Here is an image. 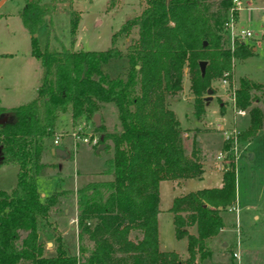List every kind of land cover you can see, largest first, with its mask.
<instances>
[{"label":"trees","instance_id":"16d2710c","mask_svg":"<svg viewBox=\"0 0 264 264\" xmlns=\"http://www.w3.org/2000/svg\"><path fill=\"white\" fill-rule=\"evenodd\" d=\"M224 12L229 0H218ZM56 2L69 6L72 0H24L19 22L29 35L46 19L45 43L37 48L32 36L29 55L38 62L39 78L34 97L25 104L0 106V165L16 168L8 191L0 189V264H194L211 254L209 240L225 226L221 212L234 200L233 170L222 171L220 186L199 189L173 198L174 238L185 237L186 257L159 251L156 247L157 185L160 180L192 179L201 174L197 151L186 154L178 121L167 99L181 90L186 72L191 94L190 116L196 121L205 109L203 98L209 82L230 75L232 61L252 53L240 39L231 49L221 46L215 20L205 0H142L138 14L123 20L110 34L103 51L69 50L56 39L50 17ZM117 0H107L106 10ZM79 15L69 6L68 37L74 41ZM225 19V18H224ZM223 23V22H222ZM220 25V24H219ZM134 38L118 50L117 37ZM264 42V34L262 35ZM122 60L123 74L104 70L109 61ZM204 62L201 75L198 62ZM233 106L245 109L247 126L237 141L248 139L263 127L264 82L245 77L236 80ZM114 107L116 120L106 131L101 119L91 120L105 104ZM66 113L73 129L91 127L96 143L90 148L109 153L100 174L107 180L86 182L72 190L41 196L37 178L45 165L41 153L53 139L56 118ZM11 115L9 121L7 116ZM2 117V118H1ZM194 138V137H193ZM227 142L222 143L225 148ZM73 197L77 254H68L59 237L51 254L45 255L38 234L51 223L48 215L63 200ZM195 226V235L184 227Z\"/></svg>","mask_w":264,"mask_h":264},{"label":"rangeland","instance_id":"374dc122","mask_svg":"<svg viewBox=\"0 0 264 264\" xmlns=\"http://www.w3.org/2000/svg\"><path fill=\"white\" fill-rule=\"evenodd\" d=\"M45 2L47 0H38ZM107 0H72L70 8L78 12L77 26L74 41L70 43L68 37L67 13L69 6L56 2L55 12L50 17L53 33L56 39L69 50L103 51L109 45L110 34L115 32L123 20L134 17L143 7L142 0H117L115 8L106 10ZM241 8L236 12L234 30H246L250 37L242 41L252 53L243 58L232 61L230 75L216 78L209 82L210 92L204 94L203 98L207 105L202 118L196 121L190 116L191 94L188 91L186 72L183 71L181 78V90L174 96V101L167 99L168 108L172 111L178 121L183 142V150L187 154L194 147L193 137L201 138V148L206 155H210L218 169L203 165V173L199 180H192L196 186H216L220 175V167L223 171L232 169L234 181V200L226 205L221 215L229 230L222 236L211 237L210 242L218 251L206 258L203 264H264V105L258 99L251 105L260 109L263 127L257 133L245 140L237 141L225 148L220 130L234 129L240 133L247 126V115L245 109L237 114L236 108L232 106L230 93L237 86L236 80L245 77L252 82H264V0H239ZM210 18L216 21L218 27L224 21V12L219 10L218 0H205ZM24 0H5L0 5V106L13 107L25 104L35 95V87L38 82V62L29 55L30 39L32 36L37 48L42 49L45 43L46 19L37 26L34 33L29 35L19 22L18 13L22 10ZM220 24V25H219ZM221 46L228 48L226 34L222 27L219 28ZM128 38L117 37L114 46L118 50L134 38L131 32ZM123 61L112 60L107 63L104 70L111 75L123 74ZM2 118V117H1ZM9 121L12 116H7ZM105 130H111L114 122V107L108 103L100 111V116ZM54 135H59L57 144L53 145L50 139L47 147L41 153L40 162L45 165L43 174L37 178V187L44 196L58 190H72L83 183L94 180H107L108 175L100 174L104 167V161L109 153L92 151L91 140L95 134H91V127L78 131L77 126L70 127V120L66 113H61L56 118ZM216 125L218 127H216ZM80 134L87 139V143L77 140L73 143L71 132ZM73 132V133H74ZM88 134L91 136L89 139ZM94 137V138H93ZM93 138V139H91ZM94 143V144H95ZM98 146V145H97ZM199 147V146H198ZM197 147V148H198ZM51 149L59 150L60 155L50 153ZM223 157L216 159V154L222 152ZM16 168L14 165H0V189L8 191L15 181ZM167 186H160L159 200L163 206L167 202ZM70 198L64 202L68 205ZM235 206L236 212L228 211L227 206ZM162 214H160L161 216ZM165 217V218H162ZM165 220L167 216L159 217V230L164 232V243L162 248L174 250L182 249V240L176 242L171 239L169 228L165 232ZM230 221V222H229ZM229 224V225H228ZM169 227V226H168ZM167 240V241H166ZM225 240V247L219 242ZM220 252H228L232 260L222 256ZM233 254L236 255L233 256ZM186 256V255H185ZM184 256V258H185ZM181 258V256H178ZM239 258V260H238Z\"/></svg>","mask_w":264,"mask_h":264},{"label":"crops","instance_id":"0c3cea01","mask_svg":"<svg viewBox=\"0 0 264 264\" xmlns=\"http://www.w3.org/2000/svg\"><path fill=\"white\" fill-rule=\"evenodd\" d=\"M4 2L5 1H3V3ZM3 3H1L0 5H2ZM235 15H234V17H235ZM235 19H236V17H235ZM207 105H208V103L207 104L205 103V108H207ZM3 108H10V107H3ZM181 143H182V147H183V142H181ZM193 143H194V147L193 148H194V150L197 151V155L199 157V163H200V166H201V174L197 178H192V179H177L175 181H172V180H160V181L157 182L158 183V185H157V200H158V203H157V213L155 214V216H156V228H155V230L157 232L156 247H157V249L159 251H170V252L175 253L177 257L181 256V258L178 257L180 260L184 259V256L187 255L186 254V248H185L186 239L183 236L181 238H178V240H177V239L174 238V234L172 232V216H171V213L168 211V208L170 207L173 198H177L178 196H181V195H184V194H186L188 192H193V191L199 190V189H209L211 187H219L220 184H221L220 175H221L222 171H220V175H219V179H218L219 183L216 186H209V187H207V186L203 187L202 186V187H198L192 181V180H199L201 178V175H202L203 169H204L203 165L208 166V168L215 167L216 169H218V165L215 164L214 160L211 159L210 155L209 154L206 155L204 153L203 148H201V146L203 145V143L201 141V138H199L198 136H195L193 138ZM201 143H202V145H201ZM52 150L53 149L50 148V153H52L51 152ZM160 186H163V187L167 186V188H168V190H167V195H168L167 199L168 200H167L166 204H164L163 206L160 205L161 200H159V189H160ZM40 195L43 196L42 193H40ZM70 200H71L70 201L71 203H69L68 205H66L64 200L57 205L55 210L53 212H51L48 215V217H47V219H49L51 225L46 227V230H45V232L43 234L42 233L38 234L39 239L41 241H43V243H44L43 252H44L45 255L52 253V249H53V246L55 244L54 238L56 236L59 237L60 244H61L62 248L64 249V251H66L68 254H74V255L77 254V251H76L77 239H76V235H75L76 228H75V218H74L75 202L73 200V197H70ZM228 207L229 206H227V208ZM160 214H162L163 216H167V222L165 220V224H166L165 225V229H164L165 232L167 233V229L169 228V232L171 233V239L172 240H174L176 242L182 240V243H183L182 249H179L177 251V250H174V249L162 248L161 247L162 243H164L165 237H164L163 230L162 231L159 230V228L161 227V226L159 227V217L162 216V215L160 216ZM162 218H165V217H162ZM228 228H229V226L226 227V224H225V226H223L221 229L218 230L219 232L214 237H216L217 235L219 237L222 236L223 232L226 233L225 231L229 230ZM184 230L189 235H192V236L195 235V226L194 225H188V226L184 227ZM211 241H212V238L209 240V247L211 248L212 251H211L210 256H208L207 258L211 257L212 254H217L216 253L217 250L210 243ZM226 244L227 243L225 242V240H221L219 242V245L221 247H225ZM218 256L219 257H217V259L221 258L222 256H227L226 258H228L230 260V262H232V260H233V259L230 258L228 252H224V253L220 252L218 254ZM205 260H206V258L203 259L200 262H195L194 264H203L205 262ZM238 260H239V258H238ZM214 262H213V264H214ZM235 263L238 264L237 263V259L235 260Z\"/></svg>","mask_w":264,"mask_h":264},{"label":"built area","instance_id":"2783aa9c","mask_svg":"<svg viewBox=\"0 0 264 264\" xmlns=\"http://www.w3.org/2000/svg\"><path fill=\"white\" fill-rule=\"evenodd\" d=\"M229 1H230V5L228 6V8L225 11V16H224L225 19H224V21L222 23V30H223L224 34H226L228 46H229V49H231L233 40H235V39L236 40L237 39L243 40L244 38H248V37H250V33L248 31H246V30H237V31L234 30V21H235L234 15L236 14L237 10L239 8H241V2L239 0H229ZM226 75H227V73H223L221 82H224V77ZM232 94H233V90L231 91L230 97H229V99H231L232 106H233ZM236 113L237 114H241L242 110L241 109L240 110L237 109ZM216 127H218V126L216 125ZM77 129L79 131V130H81V127L77 126ZM73 132L70 133L71 137H73L72 138L73 143L76 142L77 140H80L83 143H87V139L85 137H83L80 134L76 135L75 132L74 133ZM220 132L222 134L223 140L224 141L228 140L229 141V143H228L229 146L232 145V147H233L234 144L237 142L236 141V136H237L238 133L235 132V130L232 129V128L231 129L220 130ZM88 136H89V139H90L91 136L89 134H88ZM58 138H59V135H54L53 136V139H52V144L53 145L57 144V139ZM93 138H91V139H93ZM94 143H95V139L91 140L90 144L93 145ZM223 153H224V151L218 152L216 154V159H221L223 157ZM219 169L221 171L224 170V169H222V166ZM227 210L236 212V207L235 206L233 207L231 205V206H229L227 208ZM233 256L236 257L235 254H233Z\"/></svg>","mask_w":264,"mask_h":264},{"label":"water","instance_id":"95a60500","mask_svg":"<svg viewBox=\"0 0 264 264\" xmlns=\"http://www.w3.org/2000/svg\"><path fill=\"white\" fill-rule=\"evenodd\" d=\"M3 1H5V0H0V4L3 3ZM197 65H198V68H199V72L202 75L203 74V71H204V67H203L204 66V62L199 61ZM209 92H210V90L207 89L206 90V93H209ZM91 120H93L94 124L97 125L98 122H99L98 115L94 113L92 115V117H91ZM100 147H101V145H98L97 146V149H99ZM51 152L54 153V154H56V155H60L61 154L59 152V150H56V149H53Z\"/></svg>","mask_w":264,"mask_h":264}]
</instances>
